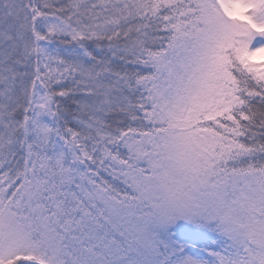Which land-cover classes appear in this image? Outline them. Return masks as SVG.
Wrapping results in <instances>:
<instances>
[{"label":"snow or ice","instance_id":"1","mask_svg":"<svg viewBox=\"0 0 264 264\" xmlns=\"http://www.w3.org/2000/svg\"><path fill=\"white\" fill-rule=\"evenodd\" d=\"M0 264H264V0H0Z\"/></svg>","mask_w":264,"mask_h":264}]
</instances>
